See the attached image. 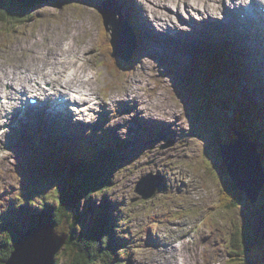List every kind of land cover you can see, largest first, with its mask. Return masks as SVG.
<instances>
[{
	"label": "rangeland",
	"instance_id": "obj_1",
	"mask_svg": "<svg viewBox=\"0 0 264 264\" xmlns=\"http://www.w3.org/2000/svg\"><path fill=\"white\" fill-rule=\"evenodd\" d=\"M12 1L13 0H4L6 5ZM107 1L111 5H116L114 1ZM118 1L121 2L120 0ZM144 1L146 4L144 6L146 8L148 7L152 16H160L159 18L166 17L165 25H173V21H176L182 24L187 23L188 26H191V18L194 21L198 20L197 18L193 17L197 13L202 15L203 9H208L210 12H212V18L215 19V15H218L220 11H223L224 6L229 7L230 4H232L231 0ZM235 1L239 2L244 0ZM134 2L135 4H141L139 0H135ZM131 3L133 4V0ZM9 5L11 6V4ZM83 5L93 7L86 4ZM69 6H66L64 8L65 11L62 13L60 10L55 9L56 6H49L53 11L56 10L57 12V15L52 18V21L56 22L53 25V29L56 31L55 36H49L46 38V30L48 27L46 24L27 26L20 31L8 33V35L13 37L12 51L16 57L6 61L5 56L2 55V51L6 47L7 41L0 40V55H2L3 58L0 59V63L5 66H12L11 71L13 74L19 75L20 77H22L24 73L32 75L43 74V79L41 80H44V82H30L26 88H30V84L37 86L40 83L41 87L46 89L48 88L47 82H49V78L46 79L45 70L53 65H58L59 59L54 55L55 53L59 54L63 48L67 47L66 54L70 55L75 53V55L72 56L77 57L80 64V70L82 69L81 67L84 63V76L82 78L86 80L80 81V87L89 91L90 95L99 94L98 108L96 107L93 109V111H97L100 108H106L109 114L113 112L111 107L114 109L117 108L118 110L120 104L125 102V100L121 101L118 99V97L127 93L126 91L118 92L117 88L119 86L120 90L128 88L130 95L126 96L128 99L127 104L129 106H132L136 100H139L132 107L122 103L124 109L119 111V115L123 113H129L128 117L132 118L136 117L137 112H139L142 113L141 116L139 115L140 118H152V121L150 122L145 120V124H166V127H164V130L166 131L158 133L163 134L160 141L157 139L146 142L145 138L143 137L144 133L142 130L139 133V129L134 128L136 133H128L130 132L128 126L123 124L122 120L116 115L101 118L102 120L104 119L102 127H104V125L107 123L108 126L113 128V131L110 132L112 137L119 140L125 139L127 142L118 141L117 145L113 144L114 153L117 156H121L122 158V160H119L117 157V161L113 165L115 169L112 174L113 189L106 193L107 199L103 200L104 195L99 193L92 197L93 200L89 202L88 208L86 203L81 205V207L83 206L80 212L82 215L77 212V214L80 215V218L77 221L78 224L75 225V232L81 234V232L86 231L88 228H92L95 225L94 222L97 221L104 213L103 203L108 201L115 208V210L111 211V213L108 211V214L111 216V218L115 217L116 219L114 229L111 231L113 236L118 239L122 238L123 242L130 240L131 244L135 245L133 250H131L129 257H127L129 259L127 264H142L145 261H140L138 259L141 256L138 254V250L141 251L143 256L147 254L150 255V258H165L168 260L172 257L170 252H162L163 254L161 252L147 253L141 244V242H145V237L151 232V230L152 234H158L162 231L161 224L156 229H154L152 226L153 223L150 222V219L155 213L164 214L165 210L163 207L171 206L172 208H178L179 206H188L186 222L189 223L194 219L201 220L205 214L203 208L212 204V213L210 215L211 223L214 225L223 224L221 229H224V231L228 234L232 233L231 223L233 226H244L249 230L248 233L250 237L264 241V201L262 200L261 195L259 194L258 199L256 200L257 206H249V204L243 203L238 207L233 208L230 203L226 204L222 200V189L220 185H222L223 182H226L225 176L223 174L218 175V178L216 176L217 167H220L219 158L222 156L224 159L226 151L225 149L219 151L220 142L228 143L229 141L227 132L229 122H233L235 124V128L232 130V135H234V131L236 129L244 128L241 123L242 118L235 112L239 111L242 114L246 113L247 116L245 118L251 122L256 113L255 115L253 114V116L249 115L248 111H245L246 109L242 108H251L255 111V109L259 110L258 108H261V106L264 105V84L256 78L257 76L258 78L262 79V73L261 75L259 74V68L255 69L256 62L246 58V52L251 53V56L254 57V53L257 51H254L249 46H247L246 49L242 41H235L236 34L232 32L229 34L228 32V30H234L233 26L224 25L221 23L218 24V28L215 27L213 29L214 33H218L219 30L224 31L223 34H225V36L228 35L226 37L227 44L231 47L232 51L233 48L235 49L234 45H236V47H240V53L235 51L238 56H236L234 52H231L230 56V58L234 60L233 61L230 59L232 61V73L230 74L234 75V80H231L227 84H222L221 91L217 89L219 86L217 85V82H215L211 85L213 88H215V90L211 91V95L202 99L199 98V95L202 93L199 86V76L205 73L208 68L205 60H203L200 65L198 62H194L195 58H200L201 56L198 50L194 47L198 41L194 43L170 42L160 47H156L154 44L155 47L150 48L149 51L144 52L140 57L141 61L136 68V72L133 71V79L130 80V78L127 77L124 80L122 79L124 82L118 85L116 84V79L121 76L122 70L120 69L119 73L115 72V70L110 72V67H108L106 63H103L108 59L105 50L100 51L102 48V40L104 38V34L101 32L100 28V18H97L96 13L91 8L76 4ZM75 8L82 9L81 15L83 17H87L85 22H82V20L79 18L77 19L76 10H74ZM86 8L92 10L95 16L94 18L97 19L89 18L92 17V15L86 11ZM195 8L198 9L195 10ZM127 12H129L131 18L134 17V13L135 17H137L140 15V8H136L133 11L127 10ZM2 16L6 17L7 15L2 14ZM111 17L114 22H118L114 15ZM148 19L149 18H147V15L144 14L143 16V14H141L140 18L136 20L135 23H139V25H148L150 23ZM17 20H19V18ZM13 23L16 22L7 21L3 18H0V30H3L4 26H11ZM153 24L154 21H152V26H154ZM182 30L183 29H180V31ZM105 33L107 34L106 38L108 40L110 38V32L108 33V31H106ZM1 34L2 32H0V35ZM198 34L195 36L198 37ZM2 36L0 38H2ZM187 37L190 38L191 36H186V39H188ZM209 38L211 37L208 36L207 39L204 38L202 40H208ZM216 40L219 41V39ZM156 42H158L157 37ZM197 47L201 48L202 45L198 44ZM256 58V61L259 62L260 58ZM2 60L4 61L1 62ZM247 63L254 69H249ZM15 66L18 67L17 70L16 68L13 69ZM57 69L60 73H65L67 77L71 71L70 67L67 70L66 65L58 66ZM189 70L191 71V74L188 73ZM54 77L57 78L55 75ZM181 77H190L189 87L194 91V99L196 101L199 100L200 102L198 103L199 108H205L204 104H209L211 106L212 113L208 117V120H205L203 127L208 128L211 126L212 129L206 132L201 130L200 135L197 137H191L187 132L189 129V120L191 119L192 114L188 112L190 111L189 108H183L181 104L183 101H185V98H183L182 101L177 99L172 89L173 82H180ZM214 77L217 78L218 76L214 75ZM252 79L254 80L253 85H251L249 82V80L251 81ZM1 81L0 87H3V91L7 90L8 92H11L13 90H19L20 87L18 85L24 86V84L21 83L18 85H16V82L15 84L9 83V80H7L3 74L1 75ZM110 82V89H108L105 93L104 88ZM132 91L136 95H139V99L133 98L131 94ZM104 94H106L108 97L107 99L103 98L105 96ZM212 95L221 96L219 97L220 99L218 98L216 101H214L212 97H210ZM242 95L245 97H250L251 100L249 105H244L243 101L245 99L241 98ZM204 99H206V102ZM220 102H222L223 105H221ZM194 106L197 105L195 104ZM144 109L148 110L145 112ZM93 111H91L90 116L89 114L81 115L80 119L85 122H90V120L86 119H91V116H93L94 113ZM196 112L198 116L203 115L204 117V115H207L206 112L199 109H197ZM256 118L260 123L263 120L258 116ZM201 125L202 123L198 122L194 124V128H198ZM136 126L144 127V125H140L139 123H136ZM179 128H181V131L177 132ZM103 129L104 128H100V130ZM11 130L12 128L8 131L10 132ZM167 130L173 134H169ZM151 132L156 133V131ZM235 137L234 139H236ZM255 139H257L256 135ZM7 141L8 139H3L2 145H0V201L3 200V203H0V213L5 208L8 209L11 212V219L8 221V223L13 222L20 229V233H24L26 228H30L31 224L29 220L23 219L25 209L21 206L19 201V188L14 187L17 185V183H11L13 182V178L9 173L8 165L13 163L12 161L14 160L10 157V154L4 150V143ZM167 141H170L171 143L163 148V144H166ZM72 144L73 143L70 141L66 143V146L70 147ZM203 145H205V154L202 151ZM158 153H162L163 155L158 158L156 156ZM203 154L207 159L203 156ZM201 160L205 163V167L207 168L206 170H204V168L202 169ZM172 162L176 163L177 165L174 166ZM53 164L55 165V169L50 174L48 183L58 184V179L60 178L62 169L60 163ZM189 165L190 167H188ZM186 171L189 172L190 176H186L185 179L183 174ZM32 173L33 171L30 170L26 176H31ZM40 176L41 171L35 173V179H33L35 182L32 183L33 186L39 185ZM149 176H158L161 181H165L166 183V188L158 189L157 194L153 196V199L151 198L152 200L142 199L134 191L136 183ZM202 178H206L207 180L206 188L202 187ZM262 179L264 180V174L262 175ZM179 180L182 181L179 182ZM181 183H188L185 191L182 189V187L179 188ZM11 186L14 187V193L9 196L7 191H11ZM190 188L193 189L188 190ZM178 193L180 194L177 198ZM14 202L15 204L18 203V206H15ZM41 209L42 208H40L39 205L37 209L33 210L32 212H36ZM30 215L34 214L30 212ZM25 218L28 217L26 216ZM107 221L109 224H111L110 218L107 219ZM64 228L66 233H68L70 226L66 225ZM60 231L63 232V230ZM17 234L18 233L16 232L11 237L13 241L11 244H13V246L20 238L19 236L17 238ZM206 235V232L200 230L189 232L185 230L183 238L184 244L181 246V264H227V260L231 257V255L229 256L228 253V251H230L228 247L225 249H220V246L212 245L214 243H209V245H212L209 248L205 247L206 243L209 242L208 238H211L210 242L215 240L213 237H205ZM36 238L42 239L40 241L44 246L43 249L48 247L49 243H47L46 235L40 233L36 236ZM126 247L129 248V246ZM1 250L2 249L0 247V254L3 253ZM260 250L264 252V249ZM11 252L8 257H10ZM58 252L60 253L56 254L54 257V262L56 264H67L72 257V254L73 256L79 255L78 251H73V247L68 241H66L65 246L60 248ZM258 252L262 253L260 251ZM204 253L207 254L205 257L206 260L202 258L205 255ZM1 256L2 255H0V257ZM150 258H148L149 262L146 264H151ZM124 259H126V257H124ZM40 261L43 262V259ZM3 264H6V260L3 261ZM99 264H105V262Z\"/></svg>",
	"mask_w": 264,
	"mask_h": 264
},
{
	"label": "trees",
	"instance_id": "obj_2",
	"mask_svg": "<svg viewBox=\"0 0 264 264\" xmlns=\"http://www.w3.org/2000/svg\"><path fill=\"white\" fill-rule=\"evenodd\" d=\"M48 3H53L57 7L63 8L70 4L68 0H13L6 5L4 0H0V18L16 22L12 24V26L14 25L16 27V24L22 25L21 23H25L30 18H34L36 16L34 10H46ZM77 3L82 4V1L76 0V5ZM83 3L87 4V1L83 0ZM2 14L7 16L4 17ZM18 18L19 20H17ZM7 30L9 29L7 28ZM224 68L227 69L225 66ZM224 68H219L221 72V83L225 81V78L231 76ZM222 73H225V76ZM247 111L249 114L252 113L250 109ZM238 113L239 115L242 114L239 111ZM243 116L246 117L247 115L244 114ZM114 144H117V142L114 141ZM109 148L100 147L89 149L85 150V154L74 155L72 158L65 157L69 165V177L61 175L62 180L59 185H62V187L57 191L58 194L53 195L50 202H45L41 205L42 209L40 211L37 213L32 212L34 214L31 215L32 224L36 227L38 223L52 222L56 226V229L61 227L66 232L64 227L66 225L70 226L69 232L65 233L67 235L66 241L72 245L73 251H78L79 255L73 256L72 254L67 264L118 263L122 257L121 254L117 253V245L113 242L112 235L110 234L112 226L108 223L104 214L99 217L93 228H88L86 231L81 232V234L75 232V225L78 224L77 221L81 215L80 204L82 199L85 197L89 198L90 194L95 191L104 190L106 187L102 185L107 186L109 183L106 173L110 171V168L117 161L118 157L116 154H113L114 147L112 144H109ZM219 165L220 167H217V178L220 174H223L226 178V182L220 185L222 189V200L224 203H230L233 208H236L245 201V196L230 181L221 160ZM54 189L58 190L56 188ZM261 198L264 201V190ZM248 203L249 206H253L250 202ZM86 204L88 208L89 203ZM15 206H18V203ZM231 226L232 233L230 234V244L228 245V249L230 250L229 255L231 257L227 260V264H264V252L260 250L264 249V241L250 239L249 233L247 235V230L241 225L233 226L231 223ZM14 227L16 226L13 222L4 224L0 220V247L2 249L1 251H3L0 254L2 255L0 257V264H3V261L7 259L13 250L11 237L16 232L18 233L17 238L19 236V229L17 227L13 229ZM54 264L56 263L54 262Z\"/></svg>",
	"mask_w": 264,
	"mask_h": 264
},
{
	"label": "bare ground",
	"instance_id": "obj_3",
	"mask_svg": "<svg viewBox=\"0 0 264 264\" xmlns=\"http://www.w3.org/2000/svg\"><path fill=\"white\" fill-rule=\"evenodd\" d=\"M172 1V0H171ZM232 1V3H234V5L236 6V7H238V8H242V9H245V10H248V9H255L256 11H258L257 13H258V15H259V17H260V20H262V21H260V25L261 24H264V0H257L258 2H255L254 3V6H250V5H248V6H245V3H242L241 4V6H245V7H239V6H237V4H235V3H237L235 0H231ZM254 1H256V0H254ZM149 2V1H148ZM168 2V1H167ZM191 2V1H190ZM92 3V2H91ZM84 4V3H83ZM95 4V3H94ZM191 4V3H190ZM77 5H81V6H84V5H82V4H78L77 3ZM87 5V4H86ZM154 6V5H153ZM76 7H79V6H76ZM84 7H88V6H84ZM83 8V7H82ZM88 8H91V9H93L92 7H88ZM95 8L98 10V12L101 14L102 13V8L103 7H97L96 5H95ZM163 8V7H162ZM74 10H76V17H77V19L79 18L80 20H82V22L84 21L85 22V20H86V18L87 17H83L82 15H81V11H82V9L81 8H79V9H77V8H75ZM94 10V9H93ZM124 10L125 11H127V9H125L124 8ZM86 11H88L91 15H92V17L94 16V13L92 12V10H90V9H87L86 8ZM151 12V11H150ZM163 12H164V10H163ZM232 12H235L234 10H232L231 11V14H233ZM134 13V12H133ZM161 14V13H160ZM163 14H165V13H163ZM162 14V15H163ZM146 15V14H145ZM154 15V14H153ZM156 16V15H155ZM92 17H89V18H92ZM134 17H135V13H134ZM133 17V18H134ZM158 17V16H157ZM160 17V16H159ZM132 18V19H133ZM147 18H148V16H147ZM94 19V18H93ZM149 21H150V23L148 24V25H146V24H144V25H142V26H144V28L142 27V29H145L148 33H152V28H150L151 26H152V21L150 20V19H148ZM200 20V19H199ZM155 21V20H154ZM134 23H135V21H134ZM134 23H133V25H134ZM86 24V23H85ZM139 24V23H138ZM87 26H89L88 24H86ZM140 26V25H139ZM197 26V25H196ZM90 27V26H89ZM191 28H192V31L190 32V33H188V35H190V34H194V35H197L198 34V32H197V30H195V28L192 26V24H191ZM227 29V28H226ZM228 30V29H227ZM228 32H229V34L232 32V31H230V30H228ZM234 32H237V30H234ZM261 32H262V34L260 35V40L262 41V45H264V26L262 25V28H261ZM164 35H166V32L165 31H163L162 32ZM233 33V32H232ZM236 35H239V39H241V37H243V35H241L240 33H235ZM247 34H251L252 36H254V33H252V32H250V33H247ZM187 35V36H188ZM189 38V37H188ZM246 38V39H245ZM245 38H243L242 40H243V42L245 43V45L246 46H249V47H251L254 51H257V52H255L254 53V57H258V58H260V60L261 59H263L262 61H263V66H264V48H263V46H261V44H260V41H257L256 39H253V38H251V37H248V36H246ZM191 39V38H190ZM194 39H191V40H188L187 39V41L189 42V43H191L190 41H193ZM59 41V40H58ZM231 41V40H230ZM77 42H78V40H77ZM70 43V42H69ZM78 44V43H77ZM257 45H258V47H259V49H258V47H257ZM69 47V46H68ZM77 47V46H76ZM80 47V46H79ZM57 48V47H56ZM73 48V47H72ZM82 49V48H81ZM80 50V49H79ZM66 51H67V48H63L62 50H61V52L59 53V54H56L55 53V55L54 56H56V57H58V59H59V63H58V65H53V66H51L50 68H48V69H46L45 70V74H46V79H48L49 78V82H47V85H48V88L47 89H45V90H47V93H45V94H48V95H50V96H52V97H54V96H56L57 95V93L58 92H60V90H59V87H62V90H61V92L63 93V94H65L66 92H68V91H75V92H77V93H79V94H81V96H83V99H81V100H79L78 101V103H76L75 105H77V107H73V109H75L77 112L79 111V110H88L89 108H91V107H93L94 106V104H95V102H96V100L90 95V94H87V90L86 89H84V88H82V87H80V81H82V80H86V79H84V78H82L84 75H83V72H84V63H83V65H82V69L80 70V64H79V61H78V59H77V57H74L73 59H69L70 58V55L72 56V55H75V53H73V54H70V55H66ZM233 51H234V53H235V49L233 48ZM69 52V51H68ZM76 53H78V52H76ZM235 55L237 56V54L235 53ZM32 56V55H31ZM231 60H233V59H231ZM234 61V60H233ZM258 62V61H257ZM27 64H29V63H27ZM220 64V66H222L223 68H224V66L222 65V63H219ZM63 65H66L67 66V70H68V68L70 67L71 69V71H70V73L68 74V77L65 75V73H60L59 71H58V66H63ZM0 66H1V68H0V72H2V73H0V83L2 82L1 81V75L3 74V76L7 79V80H9V83H11V84H15V82H16V85H18V84H24V87H26L31 81H37V82H44V80H41V79H43V74H37V75H32V74H27V73H24L23 75H22V77H20L19 75H15V74H13V72L11 71V69H12V66H8V65H2L1 63H0ZM14 68H16V70L18 69V67L17 66H15V67H13V69ZM64 68V67H63ZM9 69V70H8ZM66 69V68H65ZM64 69V70H65ZM225 69V68H224ZM80 70V71H79ZM226 71H227V73L229 74L230 72L227 70V69H225ZM242 74V73H241ZM54 75L55 76H57V78H55L54 77ZM214 75L215 76H218V73H215V74H211V75H209L210 77H211V79H214L215 77H214ZM249 75V74H248ZM30 78H31V80H30ZM82 78V79H81ZM248 78V77H247ZM258 79H260V78H258ZM88 80V79H87ZM250 81V80H249ZM261 81L263 82L264 80H262L261 79ZM25 83H26V85H25ZM38 84V83H37ZM19 87H20V85H18ZM31 86H33V88H35L34 90H32L31 92H33V91H35L37 88V90H39V91H42L43 90V88L41 87V85H40V83H39V86H34V85H32L31 84ZM219 86V85H218ZM234 89V88H233ZM4 89H3V87L1 86L0 87V91H3ZM20 90H22V88H20L18 91H20ZM237 90V89H236ZM16 91H11V92H7V90H6V92L5 93H1L0 94V114H1V112L2 111H4L5 112V114H4V116H3V119H2V122L4 121L6 124H5V126L3 127V128H1V131L3 132V133H5V134H7V133H9V129H11L12 128V130H17V129H19L20 127H18L19 126V121H20V118H19V116H18V113H17V111L14 109V108H12L13 107V105L11 106V104L9 105L8 103H9V101L8 100H10V99H13V98H15V97H8V96H13L14 94H16L15 93ZM126 95H130V94H124V95H122V96H120V97H118V99H120L121 101L122 100H125V102H122L123 104H125V105H127V106H129L128 104H127V101H128V99H127V96ZM248 95V94H247ZM41 96H44V95H41ZM133 96V98H137V99H139L137 96H135V95H132ZM7 97V98H6ZM59 97H61L62 98V100L64 99L65 101H66V97L65 96H59ZM4 99H6L5 100V104H3L2 102L4 101ZM16 99H18V98H16ZM15 99V100H16ZM131 100V99H130ZM136 102H138V100H136ZM135 102V103H136ZM134 103V104H135ZM133 104V105H134ZM220 104L221 105H223L222 104V102H220ZM132 105V106H133ZM132 106H129V107H132ZM148 109H144V111L146 112ZM141 114L142 113H139V112H137V115H136V117H132V118H129V117H127V126H130V125H135L136 126V123H139L140 125H148V124H145L144 123V121L145 120H147V121H151V119L149 118V117H147V118H140L139 117V115L141 116ZM64 122H66V121H64ZM68 123V122H67ZM67 123H62L63 125H65V124H67ZM14 125V126H13ZM168 129V128H167ZM11 130V131H12ZM8 131V132H7ZM10 131V132H11ZM175 131H176V128H175ZM179 131H181V128H179L178 129V131L177 132H179ZM67 139V138H66ZM255 141H256V139H255ZM257 153H258V151H257ZM258 155H259V153H258ZM260 156V155H259ZM238 177V176H237ZM7 193H8V195L10 196V195H12L13 193H14V187H12L11 186V191L9 190V191H7ZM38 207V206H37ZM37 207H35L33 210H36L37 209ZM42 206H40V208H41ZM40 211V210H39ZM38 211H36V212H33V213H37ZM32 213V212H31ZM43 225L44 224H47V223H42ZM38 227V226H37ZM57 236H61V234H58V233H55ZM51 238V237H50ZM52 240H53V238H51ZM39 248H41V249H43L42 247H40L39 246ZM50 249V248H49ZM47 250H48V248H46L45 249V251L47 252ZM49 251V250H48ZM162 253V252H161ZM163 254V253H162ZM166 257V256H165Z\"/></svg>",
	"mask_w": 264,
	"mask_h": 264
},
{
	"label": "water",
	"instance_id": "obj_4",
	"mask_svg": "<svg viewBox=\"0 0 264 264\" xmlns=\"http://www.w3.org/2000/svg\"><path fill=\"white\" fill-rule=\"evenodd\" d=\"M224 149L226 150L224 162L232 181L239 188L248 192L252 201H254L262 181L260 160L254 144L249 142L246 136H242L240 139L232 140ZM137 191L144 198L151 196L154 187L150 179H144L139 183ZM40 233L46 235L47 243H49L46 247L49 250L47 252L45 249L39 248V246L44 247L40 241L42 239L36 238ZM65 239L66 236L64 235L57 236L53 226L48 223L30 228L18 239L10 257L6 259V264H53L54 255L63 246ZM41 259H43V262L40 261Z\"/></svg>",
	"mask_w": 264,
	"mask_h": 264
}]
</instances>
